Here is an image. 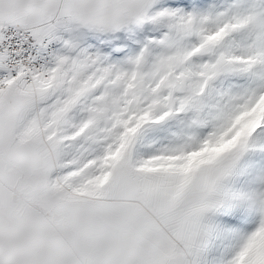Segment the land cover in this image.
<instances>
[{
	"label": "snow or ice",
	"instance_id": "snow-or-ice-1",
	"mask_svg": "<svg viewBox=\"0 0 264 264\" xmlns=\"http://www.w3.org/2000/svg\"><path fill=\"white\" fill-rule=\"evenodd\" d=\"M0 264H264V0H0Z\"/></svg>",
	"mask_w": 264,
	"mask_h": 264
}]
</instances>
